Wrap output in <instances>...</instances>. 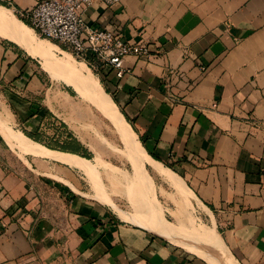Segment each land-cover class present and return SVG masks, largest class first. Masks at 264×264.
<instances>
[{
    "label": "crops",
    "instance_id": "0c3cea01",
    "mask_svg": "<svg viewBox=\"0 0 264 264\" xmlns=\"http://www.w3.org/2000/svg\"><path fill=\"white\" fill-rule=\"evenodd\" d=\"M38 1L1 0L18 18ZM84 18L152 43L153 60L130 56L124 78L98 81L147 165L160 178L153 161L171 167L218 230L228 261L216 264H264V0H95ZM33 59L0 37V119L25 135L45 114ZM36 158L0 132V264H212L80 196L77 169Z\"/></svg>",
    "mask_w": 264,
    "mask_h": 264
},
{
    "label": "rangeland",
    "instance_id": "374dc122",
    "mask_svg": "<svg viewBox=\"0 0 264 264\" xmlns=\"http://www.w3.org/2000/svg\"><path fill=\"white\" fill-rule=\"evenodd\" d=\"M0 5L10 8L1 0ZM2 36L3 34L0 33V37ZM53 52L57 58L62 57L80 66L76 61H81L72 55L70 57L62 54V51L57 48H54ZM69 54L71 53L69 52ZM32 61L34 69L40 72L43 85L47 89L32 99L39 101L45 109L40 131L38 134H34L38 139L37 142L57 150L77 153L91 160L99 156L104 161L107 172L101 171L98 178L109 198L130 217L136 212L144 210V205L138 201L140 198L137 187L138 180L136 181V168L130 158V152L111 122L92 104L88 97H86L87 100L80 96L69 85L72 84V77L62 72H57L55 76L51 75L43 69L40 59ZM85 72L87 75L89 72L92 73L98 80L97 75L90 69H86ZM101 86L108 92L104 85L101 84ZM51 95H55V97L52 98ZM47 109H51L54 114L49 113L50 110ZM111 169L115 170V176L111 175ZM146 169L152 179L154 204L159 207L158 209L167 220L172 222L176 228L178 227L177 230L180 232L174 241L188 249L191 246L192 249L197 250L195 251L197 254L202 255L212 264L217 263L216 258L218 257L222 262L227 263L225 248V250L215 248L197 234L199 230L208 229L212 225L200 205L195 203L194 198L189 196L190 200L181 202L179 193L174 188L155 174L149 165L146 166ZM76 172L78 188L73 186L74 189L80 193V196L96 199L93 185L82 172ZM115 211L118 212L116 209ZM215 231L218 232L217 229Z\"/></svg>",
    "mask_w": 264,
    "mask_h": 264
},
{
    "label": "bare ground",
    "instance_id": "6f19581e",
    "mask_svg": "<svg viewBox=\"0 0 264 264\" xmlns=\"http://www.w3.org/2000/svg\"><path fill=\"white\" fill-rule=\"evenodd\" d=\"M0 33L16 41L33 57L40 59L43 69L49 74L55 76L57 72H62L72 77V84L69 85H71L80 96L85 98L88 97L92 104L111 122L130 152V158H132L133 165L136 168H134L137 174L136 181L138 180L137 187L140 195L138 201L144 205V210L136 212L135 215L130 217V215L120 210L113 200L109 198L98 178L101 171L107 172L106 165L99 156H94V160H91L76 153L52 150L31 139L22 131L17 129L14 130L12 128L13 126L11 127L8 125V122L0 119V132L3 134L8 144L20 150L21 153L30 154L37 158L49 159L82 172L93 185L95 189V198L112 205V207L118 211L122 219L150 228L169 238L178 235L180 233L177 230L178 227L176 228L172 222L167 220L158 209L159 207L153 202L154 190L152 179L146 169L147 163L152 162V159L148 156L144 147L137 139L136 133L126 121L110 95L103 89L100 82L94 78L92 73L89 72V75L86 74V69H89L86 64L75 60L76 63L80 64V66H78L62 57L57 58L53 52L54 48L59 49L57 43L55 44L47 38H40L37 36L31 26L23 22V20L14 15L10 9L2 5H0ZM60 51H62V54L64 53L72 57L69 52L62 49H60ZM53 97H55V95L52 96V98ZM153 165L164 182L179 193L181 202L190 200L189 196H193V194L180 176L162 163L153 161ZM113 169H111L110 172L112 173L111 175L115 176V170ZM197 234L206 243L211 244L215 248L224 249L223 241L214 227L199 230ZM189 248L193 251L195 250L194 248L192 249L191 246H189Z\"/></svg>",
    "mask_w": 264,
    "mask_h": 264
},
{
    "label": "built area",
    "instance_id": "2783aa9c",
    "mask_svg": "<svg viewBox=\"0 0 264 264\" xmlns=\"http://www.w3.org/2000/svg\"><path fill=\"white\" fill-rule=\"evenodd\" d=\"M95 0H40L19 17L40 37L57 43L107 81L113 75L121 80L127 73L125 60L130 56L153 60L157 51L152 43L125 40L121 25L97 28L86 23L85 11ZM108 6L123 0H103Z\"/></svg>",
    "mask_w": 264,
    "mask_h": 264
},
{
    "label": "trees",
    "instance_id": "16d2710c",
    "mask_svg": "<svg viewBox=\"0 0 264 264\" xmlns=\"http://www.w3.org/2000/svg\"><path fill=\"white\" fill-rule=\"evenodd\" d=\"M21 19V18H20ZM46 112H47V110H46ZM49 113H50V111H49ZM28 136H30L32 139H34L35 141H38V139L36 138V136L35 135H31V134H27ZM47 147H49V146H47ZM49 148H51V147H49ZM51 149H55V148H51ZM57 150V149H56ZM60 151H64V150H60ZM75 151V150H74ZM65 152V151H64ZM67 152V151H66ZM77 154V153H76ZM82 156V155H81Z\"/></svg>",
    "mask_w": 264,
    "mask_h": 264
}]
</instances>
